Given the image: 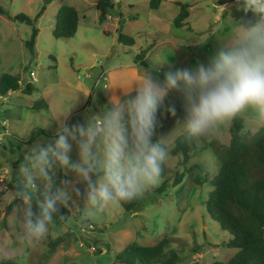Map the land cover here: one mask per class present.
<instances>
[{"label": "rangeland", "instance_id": "374dc122", "mask_svg": "<svg viewBox=\"0 0 264 264\" xmlns=\"http://www.w3.org/2000/svg\"><path fill=\"white\" fill-rule=\"evenodd\" d=\"M44 1L0 0L5 12L0 14V76H17L20 83L19 90L0 96V255L13 253L6 264H128L121 255L127 245L153 246L163 238H168L169 249L179 254L178 264L228 261L236 250L225 247L231 236L207 213L205 201L212 188L204 180L213 178L219 166L208 144L217 141L228 145L231 123L211 139L196 143L185 169L180 165L182 160L170 154L165 164L168 187L163 192L157 187L145 193L134 213L117 206L88 218L86 205L77 201L72 209H59L48 237L35 246L20 239L15 206L5 224L3 218L12 202L9 192L16 190L15 173L24 156L33 145L54 142L57 121L71 105L66 123L83 124L103 107H111L113 96L124 99L120 87L138 75L164 61L168 63L152 73L158 80L168 71L207 63L232 39L236 24L247 28L259 17L246 12L240 0H163L156 10L149 8V0H113L111 16L100 24L95 0ZM177 2L189 6L183 27L173 23L179 12ZM44 5L35 21L38 35L31 54L25 47L31 28L8 16L22 13L33 18ZM63 5L76 10L77 31L71 39H54L55 15ZM118 28L133 39L132 45L118 41ZM31 71L35 82L29 77ZM169 106L175 107L174 116L167 112ZM187 115L184 94L171 92L158 110L153 141L160 140L170 153L176 138L185 132L182 123ZM240 117L242 135H254L263 124L251 112ZM70 155L73 160L77 158L75 147ZM176 171L184 177L174 187L172 172ZM51 174L53 188L62 181L60 175L72 179L55 166ZM36 185L34 211L35 201H42L46 194L43 181L37 180ZM76 187L83 191V185ZM61 235H66L65 241L48 255L47 242Z\"/></svg>", "mask_w": 264, "mask_h": 264}, {"label": "clouds", "instance_id": "9594fccd", "mask_svg": "<svg viewBox=\"0 0 264 264\" xmlns=\"http://www.w3.org/2000/svg\"><path fill=\"white\" fill-rule=\"evenodd\" d=\"M240 5L259 19L247 28L236 24L232 39L207 63L168 71L158 80L152 73L168 63L164 61L127 86H118L125 98L113 96L111 107H103L83 124L66 123L71 105L57 121L54 142L29 149L15 173L16 190L9 192L25 245L35 246L48 237L61 207L72 209L82 201L92 218L159 187L170 153L152 137L158 110L171 92L180 91L186 98L188 115L182 125L189 143L211 139L246 112L264 122V0H240ZM167 112L174 116L175 107ZM73 147L75 160L70 155ZM53 166L72 179L53 188ZM37 180L45 183L46 194L35 201L34 211ZM76 185H83V191ZM12 255H0V264Z\"/></svg>", "mask_w": 264, "mask_h": 264}, {"label": "trees", "instance_id": "16d2710c", "mask_svg": "<svg viewBox=\"0 0 264 264\" xmlns=\"http://www.w3.org/2000/svg\"><path fill=\"white\" fill-rule=\"evenodd\" d=\"M50 0H45V3ZM163 0H149V8L156 10ZM179 12L173 20L176 27H183L184 21L189 17L188 4L177 2ZM98 11V22L104 23L114 10L113 0H96L94 5ZM45 5L35 17L30 18L25 14L8 16L12 21L23 23L31 28L29 40L25 47L31 54L38 30L35 21L42 15ZM0 14L5 12L0 8ZM78 15L70 6H61L55 15V28L51 32L54 39H71L76 34ZM116 30L119 42L133 44L132 38H126ZM143 64V62L141 63ZM19 78L10 74L0 76V96L20 88ZM29 86L25 91H29ZM37 105V103L35 104ZM243 121L239 116L234 119L229 128L230 140L228 145L212 141L208 147L214 152L219 166L217 174L210 180H204L212 188L205 201L207 213L210 218L220 225L223 231L231 236L224 243L228 249H235L236 253L226 262H212L210 264H264V122L254 135H242ZM196 149V143L185 140V132L176 138L174 148L170 154L182 160L180 164L185 169V164L190 160V153ZM167 169L162 172L163 182L158 192H163L168 187ZM172 186L182 182L183 173L172 172ZM58 179L64 180L63 176ZM59 182L56 183L57 186ZM55 188V187H54ZM15 204L11 202L6 208L3 218L10 215ZM139 206V199L120 206L126 213H134ZM62 213V212H60ZM66 235H61L47 242V254L51 255L56 248L65 241ZM170 240L163 238L153 246L127 245L121 252L123 259L128 264H178L179 254L169 249Z\"/></svg>", "mask_w": 264, "mask_h": 264}, {"label": "built area", "instance_id": "2783aa9c", "mask_svg": "<svg viewBox=\"0 0 264 264\" xmlns=\"http://www.w3.org/2000/svg\"><path fill=\"white\" fill-rule=\"evenodd\" d=\"M29 77H30V79H31L33 82L36 81V79H35V75H34V73H33L32 71L29 73ZM0 140H1V139H0Z\"/></svg>", "mask_w": 264, "mask_h": 264}, {"label": "crops", "instance_id": "0c3cea01", "mask_svg": "<svg viewBox=\"0 0 264 264\" xmlns=\"http://www.w3.org/2000/svg\"><path fill=\"white\" fill-rule=\"evenodd\" d=\"M95 3H96V0L94 1V5H95Z\"/></svg>", "mask_w": 264, "mask_h": 264}]
</instances>
